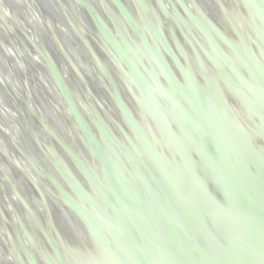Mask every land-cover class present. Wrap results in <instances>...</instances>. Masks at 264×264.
Wrapping results in <instances>:
<instances>
[{"label":"water","instance_id":"1","mask_svg":"<svg viewBox=\"0 0 264 264\" xmlns=\"http://www.w3.org/2000/svg\"><path fill=\"white\" fill-rule=\"evenodd\" d=\"M225 2L248 71L188 0H0V264H264V0Z\"/></svg>","mask_w":264,"mask_h":264},{"label":"bare ground","instance_id":"2","mask_svg":"<svg viewBox=\"0 0 264 264\" xmlns=\"http://www.w3.org/2000/svg\"><path fill=\"white\" fill-rule=\"evenodd\" d=\"M82 1H93V0H82ZM190 6L194 9L195 13L199 16V18L204 21L207 25H209V27L211 28L212 31H214V34L216 35V37L218 38V41L221 43V45H224V47H226L227 49H229V51L231 52V54H233V52L231 51V48L229 47L228 45V40L232 39L230 42L231 44H234L236 43V46L237 48L239 49V53L242 55V57L246 60L250 59L251 58V46L252 45V42L249 40V38L247 37H244L242 36L241 39L240 38H237L236 41H235V38L233 37V33L231 32V30H238L239 32L243 31L241 28H242V24L240 22L237 21V15L238 13L237 12H233L232 11H229L228 7H227V4L225 2V0H215L212 4L215 8H217L216 10H218L220 13H222V20L218 17L216 19L213 18L212 14L208 11L207 7H205V2L201 1V0H188ZM237 5V4H236ZM129 9L131 10V13L133 15V18L135 17L137 20V22L139 23V25L144 29L146 30L147 32H149L148 30L151 29L152 31H157V32H161V31H165L162 27V21H160V19H157V22L154 24V29L151 27V25L149 24V22L147 21V19L144 17V15H141L140 11L137 10V9H134L133 7L131 6H128ZM200 9V10H199ZM226 11H225V10ZM202 11V12H201ZM156 13V11H155ZM2 16H3V13L1 12ZM225 20V21H223ZM17 22V21H16ZM214 22V23H213ZM226 22V23H225ZM33 26L35 27V24L32 23ZM105 25L106 27L108 28V30L112 33V34H116L115 33V30L113 29V27L108 24L107 22H105ZM36 28V27H35ZM26 31H28L26 28H25ZM216 30V31H215ZM29 33H31V35L36 39V40H39V38L37 37L38 35L36 33H33V32H30L28 31ZM149 36V34H148ZM253 39L254 41L257 42V44H262L263 41H264V37L262 35H260V33L257 32V30L255 29V32L253 33ZM150 37V36H149ZM151 38V37H150ZM226 38V39H225ZM152 41V45L154 46V40L151 39ZM235 41V42H234ZM233 42V43H232ZM263 45V44H262ZM154 48H156L154 46ZM250 48V49H249ZM157 49V48H156ZM233 56H235V58L237 59V61L242 65V68L245 70V71H248L246 66H244L243 62H241V60L239 59V57L236 56V54H233ZM192 58V57H191ZM196 59V58H195ZM109 67L112 68V71L113 73H116L117 74H120L118 72V70L116 69V67L112 66L111 64H109ZM176 74V78L179 82H181L184 86L185 85V82L184 80L182 79V77L180 76L179 72L176 70L175 72ZM216 74V73H215ZM114 75V76H115ZM217 75V74H216ZM149 79L151 80H154V77H153V74L151 73V71H149ZM97 84L101 85L103 83H101V79L100 78H96L95 79ZM215 82V84H219L220 86L223 85V80L220 76L217 75V77L215 79H213ZM153 86V85H152ZM152 86H146V88H148V90L150 91L152 97H153V101L155 103V105L157 106H164V107H168L170 106L169 105V102L167 100L164 99L163 95L162 94H158L159 91H157V88H155L156 90H154V88ZM170 89V88H168ZM171 90V89H170ZM208 95V93H206ZM213 96V95H212ZM214 97V96H213ZM61 100H63L61 97H60ZM64 101V100H63ZM206 108L207 110L211 111V109L209 108V106L206 104ZM241 122L242 123H246L243 119H241ZM248 123V122H247ZM244 125V124H243ZM245 126V125H244ZM142 130L144 132L147 131V133H149L148 129L142 124ZM14 138H15V141L17 142V144H19L22 148H24L23 146V143H21V136L19 135V133L15 132L14 133ZM150 136V135H149ZM156 136V135H155ZM155 136L152 135V137L150 136V138L152 140L155 139ZM26 153L28 155H30V153H28V151L25 149ZM51 151V150H50ZM52 152V151H51ZM53 153V152H52ZM101 171V170H100ZM99 171V172H100ZM32 173V172H31ZM33 174V173H32ZM93 198L94 199H97L96 195L95 194H92Z\"/></svg>","mask_w":264,"mask_h":264}]
</instances>
